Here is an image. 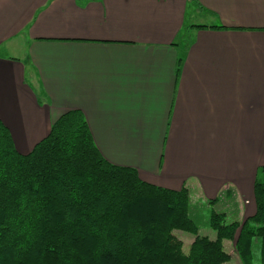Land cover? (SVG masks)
<instances>
[{
    "label": "crops",
    "instance_id": "0c3cea01",
    "mask_svg": "<svg viewBox=\"0 0 264 264\" xmlns=\"http://www.w3.org/2000/svg\"><path fill=\"white\" fill-rule=\"evenodd\" d=\"M190 5L200 15L187 25ZM70 110L145 181L254 201L264 0H0V119L16 149Z\"/></svg>",
    "mask_w": 264,
    "mask_h": 264
},
{
    "label": "trees",
    "instance_id": "16d2710c",
    "mask_svg": "<svg viewBox=\"0 0 264 264\" xmlns=\"http://www.w3.org/2000/svg\"><path fill=\"white\" fill-rule=\"evenodd\" d=\"M254 204L243 221L213 210L208 222L216 237L201 235L189 188L156 185L109 162L82 111L62 114L27 154L0 119V264H225L232 259L225 240L235 242L242 264H254L256 238L264 264V165ZM175 230L195 235L187 253Z\"/></svg>",
    "mask_w": 264,
    "mask_h": 264
},
{
    "label": "rangeland",
    "instance_id": "374dc122",
    "mask_svg": "<svg viewBox=\"0 0 264 264\" xmlns=\"http://www.w3.org/2000/svg\"><path fill=\"white\" fill-rule=\"evenodd\" d=\"M193 10L194 9L192 5H190L187 13V25L195 21L197 19L196 14H199L195 12L193 13ZM198 192V190L190 191L189 213L190 216L197 221L199 225V234L201 235H209L212 238L216 237V231L209 225L208 222L213 210L226 211L228 220L239 219L240 221H243L246 217L250 216L253 213V210H250L251 207H254V201L251 198L246 200L244 199L242 206L238 204L235 199H229V201L226 200L228 202H217L216 204L211 205L209 203V200L203 198L201 196V192ZM175 233L181 240H183V250L185 253H187L190 249L192 241L195 238V235L183 230H175ZM224 244L225 249L232 254V259L225 264H242L235 248V242L225 240ZM253 253L254 264H261L259 255V240L257 238L254 242Z\"/></svg>",
    "mask_w": 264,
    "mask_h": 264
}]
</instances>
